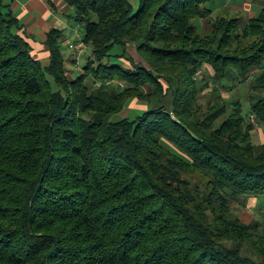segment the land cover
Segmentation results:
<instances>
[{
    "label": "trees",
    "instance_id": "obj_1",
    "mask_svg": "<svg viewBox=\"0 0 264 264\" xmlns=\"http://www.w3.org/2000/svg\"><path fill=\"white\" fill-rule=\"evenodd\" d=\"M63 1L67 44L91 48L75 75L65 30L44 64L0 0V264H264L263 227L231 209L264 195V6L203 34L216 0ZM236 81L247 113L222 98Z\"/></svg>",
    "mask_w": 264,
    "mask_h": 264
},
{
    "label": "rangeland",
    "instance_id": "obj_2",
    "mask_svg": "<svg viewBox=\"0 0 264 264\" xmlns=\"http://www.w3.org/2000/svg\"><path fill=\"white\" fill-rule=\"evenodd\" d=\"M264 6V0H220L217 1L213 5V10L211 12V15L206 18H197L195 19V22L197 23V27L200 29L199 32L205 33L208 32L210 29L211 21L221 15L232 17L234 15L239 16L241 21L243 22L242 25L246 22V20L252 16H254L261 7ZM68 7V6H67ZM73 10L71 8H67V12H72ZM66 13V12H65ZM64 13V14H65ZM69 28L64 31V34L66 36L67 42H65L63 47V53L65 58H70V56L73 58L74 54V62L78 63L75 64L71 62L72 60L66 61V67L74 73V75L78 72H81L80 68L83 67L85 61L87 60L88 56H91V48L85 47L84 45L78 46L77 48L72 47L70 48L69 44H78L82 36L83 28L81 25H78L74 21H69L68 23ZM75 45V46H76ZM73 53V54H72ZM72 54V55H71ZM128 54L131 56L135 61H141L140 55L136 52V50L133 47H130L128 49ZM125 66H130V62L127 59H123ZM82 66V67H81ZM209 70V72L213 73L211 68L209 66H205L203 68L202 72H205ZM199 73V72H198ZM201 76V73L199 74ZM202 77V76H201ZM204 77V76H203ZM109 84L113 85H119L120 88H125L126 83L117 80L112 79L107 81ZM247 83V82H246ZM239 83L234 82L232 84V88L229 90L221 89L220 92L222 94L223 99H227L228 102L233 100H240L243 106V111L248 112L249 110V99H248V92H249V86L248 83ZM118 86V87H119ZM212 88H208L207 90L203 91V94L207 96L208 91H210ZM202 104L206 105V99H202ZM227 102V108H229V103ZM146 108V105L144 104L143 100H137L133 99L130 100L127 104L126 110L120 112L115 117H123L128 116L127 111L129 110H143ZM130 116V115H129ZM249 120L254 124V131H253V143L256 145H259L264 141V125L257 122L254 117H249ZM231 209L234 214H236L239 219H241L245 223L250 222H257L263 227L264 231V195H261L260 198L257 200L256 197L249 196L244 197L241 196L240 199L237 202L231 203Z\"/></svg>",
    "mask_w": 264,
    "mask_h": 264
},
{
    "label": "crops",
    "instance_id": "obj_3",
    "mask_svg": "<svg viewBox=\"0 0 264 264\" xmlns=\"http://www.w3.org/2000/svg\"><path fill=\"white\" fill-rule=\"evenodd\" d=\"M10 1L23 20L25 34L33 48L32 53L47 64L49 53L43 44L45 33L52 27L62 30L69 28V21L64 17L68 7L63 0Z\"/></svg>",
    "mask_w": 264,
    "mask_h": 264
}]
</instances>
